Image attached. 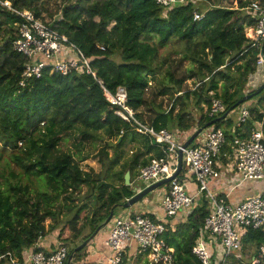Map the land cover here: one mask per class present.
I'll list each match as a JSON object with an SVG mask.
<instances>
[{"label":"trees","instance_id":"obj_1","mask_svg":"<svg viewBox=\"0 0 264 264\" xmlns=\"http://www.w3.org/2000/svg\"><path fill=\"white\" fill-rule=\"evenodd\" d=\"M1 1L10 8L0 5V264H10L8 255L22 261L26 250L45 252L36 244L51 233L57 235L51 247L73 242L75 249L115 205L133 196L132 187L124 185L125 173L133 184L141 167L162 156L147 137L114 115L90 76L45 72L20 86L24 61L11 47L14 32L25 22L20 14L29 12L67 37L88 59L102 86L110 92L125 87L135 118L156 130L176 128L192 134L213 120L214 130L225 122L222 151L230 153L232 140L246 137L264 116V88L253 94L264 77L255 87L249 80L256 68L264 67L257 65L264 58V42L250 48L245 37V29L254 23L247 13L253 0H237L236 9L223 6L222 0H196L167 11L154 0H53V9L49 0ZM194 13L202 19L194 21ZM184 63L188 67L183 68ZM187 80L199 86L185 89ZM151 82L161 93H153ZM210 91L224 107L215 118L207 117L202 107L209 105ZM158 96L173 102L166 109L163 101L156 103ZM245 96L250 98L235 107ZM244 104L249 117L241 128L228 116L218 120ZM193 112L198 114L195 121ZM85 148L95 152L99 171L82 169L80 163L89 159ZM184 173L181 169L178 179ZM208 216L209 203L202 198L186 225L181 224L177 264H199L191 249ZM47 220L51 224L46 229ZM178 233H165L167 246ZM242 245L243 251L258 252L264 246V230L248 229ZM86 250L70 251V264H89L84 263ZM233 258L228 264L237 263Z\"/></svg>","mask_w":264,"mask_h":264},{"label":"built area","instance_id":"obj_2","mask_svg":"<svg viewBox=\"0 0 264 264\" xmlns=\"http://www.w3.org/2000/svg\"><path fill=\"white\" fill-rule=\"evenodd\" d=\"M164 10H171L177 5L196 3V0H154ZM236 3V1H235ZM0 5L10 8V3L0 0ZM237 7V3L235 4ZM234 8V7H233ZM253 16V25L246 28L245 37L250 41V48H259L264 42V0H253L247 8ZM25 22L14 32L15 40L11 42L12 50L19 54L24 61V69L19 85L26 80L39 79L45 72L49 75L66 76L70 72L77 75L90 76L102 88L104 100L114 109V115L122 122L129 124L140 135L147 137L151 145L160 149L162 156L151 158L150 162L139 169L138 175L131 184L136 193L170 178L178 167V150L186 141H180L179 135L167 129L156 130L148 123H142L135 118L128 106L126 88L119 86L114 92L108 91L97 79L95 71L88 59L69 39L59 34L45 21L35 19L29 12L20 14ZM202 19V15L194 13L193 20ZM17 26V25H16ZM248 33L250 34L248 36ZM105 51V46H98ZM246 51L244 50L243 53ZM242 53V54H243ZM264 58H259L257 65H263ZM199 83L193 86L194 90ZM209 105L205 106V114L209 118L218 117L224 107L213 91L208 92ZM247 106L240 111V119L235 123L241 128L248 119ZM123 132H120L122 135ZM201 140L194 147L182 149L183 179L171 180L167 189L160 193L161 206L164 216L162 220H153L146 211L118 214L111 223L107 245L112 255L106 264H124V242H133L136 253L144 255L149 264H177L174 252L164 242L167 232L166 221L181 214L189 215L199 201L204 198L209 203V216L204 219L199 229V235L191 249V254L199 264H228L232 257H237L242 251V239L248 229L264 230V190L247 197L240 204L230 205L223 199L215 197L208 183L211 179H219L216 170L217 159L226 158L230 161L238 181L235 186L245 182H264V116L261 121L254 123L246 137H236L232 140L230 153L222 151L226 145L223 130L204 129L199 136ZM199 136L196 138L198 139ZM228 146V145H227ZM196 184L194 196L187 192L186 183ZM129 200V199H128ZM127 201V200H126ZM207 237V238H206ZM216 246L213 253L206 247ZM10 264H66L68 250L65 246H57L48 253L34 251L26 253L22 261L8 255ZM251 264H264V246L258 248L256 258Z\"/></svg>","mask_w":264,"mask_h":264},{"label":"crops","instance_id":"obj_3","mask_svg":"<svg viewBox=\"0 0 264 264\" xmlns=\"http://www.w3.org/2000/svg\"><path fill=\"white\" fill-rule=\"evenodd\" d=\"M263 79V76L259 78V81ZM189 81V80H187ZM186 81V82H187ZM152 85L156 87L155 90H152L153 93L159 94L161 93V89L158 85H156L155 82H151V89ZM252 85V84H251ZM255 85H252L254 87ZM184 91H182L179 94H176V99L177 97H180ZM169 96H158V101L156 102L159 104L160 101H163L164 99H168ZM173 100L169 101L166 103L164 101V108H168ZM168 106V107H167ZM203 107V112H205V105H202ZM178 108L174 111V114L177 112ZM167 111V110H166ZM241 111V110H240ZM240 111L238 110V118L240 117ZM195 112H193L192 116L194 115ZM239 120V119H238ZM238 120H233L234 124L238 122ZM236 125V124H235ZM171 133L178 134L180 137V141H185L187 138L191 135L188 131H180L177 130L176 128H172L168 130ZM140 135V134H139ZM216 170L220 173L221 177L219 179H211L208 183V187L211 191V193L217 197L223 199L226 203L230 205H237L240 204L242 201H244L245 198L250 197L255 195L258 192H261L264 190V182H245L241 186H235V183L238 181V177L234 171V169L231 166L230 161H228L226 158H221L217 159L216 161ZM99 171V168H98ZM97 172V171H96ZM186 188L187 192L190 195L195 194L196 191V184L193 182H187L186 183ZM160 193H162V190L159 192H154L150 195H148L143 201L139 202L136 206L130 208L127 210L126 214L130 213H135L139 211H146L151 215V218L153 220H162L164 216L163 208L161 206V197ZM125 211L119 212V214H124ZM85 214V213H84ZM115 214V213H114ZM188 216L185 214H181L177 216L176 218H173L171 220L166 221V228L167 232L169 233H174L177 230H179V233L175 235L176 241L173 242V245L168 246L173 252H175L176 249V243L181 240L182 238V232H181V224L186 225ZM49 221V225L45 226L46 229L50 226L51 222ZM46 223V222H45ZM111 229V223L102 228L97 235L92 239V241L89 242L87 245V250H86V256L84 258V263H89V264H106L107 259L112 255L111 249L107 245V239L109 237V232ZM166 232V233H167ZM210 243L209 240H206V247L209 253H213L215 244L212 243V245H209ZM57 244V235L56 233L54 234H48L46 237L40 239L38 243L36 244V247L39 249L45 251V252H50L51 250L55 249L54 247ZM122 248L125 252V259L128 261H134L137 257L136 253V245L133 242H124L122 245ZM245 251H249L247 255L242 256V253ZM256 252L257 250H252V249H246L238 254L237 257H234L233 259L237 262L236 264H246L243 259L245 258L246 260L249 261L248 264H251L252 260L256 258ZM26 253H29V250H26ZM258 253V252H257ZM232 260V259H231ZM142 263H139V262ZM148 262L145 261L143 257H139L138 255V264H147Z\"/></svg>","mask_w":264,"mask_h":264},{"label":"water","instance_id":"obj_4","mask_svg":"<svg viewBox=\"0 0 264 264\" xmlns=\"http://www.w3.org/2000/svg\"><path fill=\"white\" fill-rule=\"evenodd\" d=\"M264 88V83L258 88L255 90V92L253 93L254 95L258 94L262 89ZM250 98V96H245L242 98V100L238 101V103L235 104V107L242 104V102L245 100V99H248ZM234 107V108H235ZM229 111H227L224 115H222L218 120H223L227 115H228ZM215 123V120L209 122V123H206L203 127L197 129L194 133H192L188 138L187 140L182 144L181 146V150H178V167H177V170L176 172L170 177V178H167V179H164L158 183H155L153 185H151L150 187H147L146 189L140 191L139 193H136L135 195H133L129 200H127L125 203H123L122 205H115L107 219L97 227V229L95 230V232L89 237L87 238L85 241H83L80 246H78L75 250H74V253L79 251V250H82L84 247H86L90 241H92V239L97 235V233L104 227H106L109 222L112 220L113 216H114V213L116 211V209H126L129 210L130 208L136 206L139 202L143 201V199H145L148 195L154 193L155 191H157L159 188L161 187H164L165 185H167L171 180L175 179L176 177H178L181 169H182V149H185L186 147H188L189 145H191V143L199 136V134L204 130V129H207L209 127H211L213 124ZM123 180H124V185L125 186H131V183H130V173L129 172H126L124 177H123ZM133 193H135L136 191V188H133L132 189ZM71 260H72V255H70L68 257V260H67V264H70L71 263Z\"/></svg>","mask_w":264,"mask_h":264},{"label":"rangeland","instance_id":"obj_5","mask_svg":"<svg viewBox=\"0 0 264 264\" xmlns=\"http://www.w3.org/2000/svg\"><path fill=\"white\" fill-rule=\"evenodd\" d=\"M211 1H213V0H211ZM235 1H236V3H237V0H233V2L231 3V0H222V5L223 6H226L227 8H229V7H231V6H233L234 8H231V9H236L237 7H236V3H235ZM49 4H48V7H49V9H53L54 7H53V0H49V2H48ZM248 13V15H249V17H250V19L251 20H253V16H252V14L250 13V12H247ZM43 20H46V21H48V17H46V18H44ZM245 34H246V31H245ZM250 34L248 33V36H249ZM186 67H188V64L187 63H184V65H183V68H186ZM264 68V67H263ZM263 68H260V69H257L256 68V73L254 74V75H252V76H250L249 77V80H250V78H251V84L252 85H255V86H257L258 84H259V78L261 77V75H263L264 73H263V71H261ZM263 77H264V75H263ZM156 83V82H155ZM192 84H193V82L192 81H187L186 83H185V89H190V90H192L191 88L193 87L192 86ZM156 85H158L157 83H156ZM254 86V87H255ZM152 90H155L156 89V87L154 86V85H152ZM158 101V99L156 100V102ZM164 101H166V103L165 104H167L168 103V99H164L163 100V105H164ZM243 106H246L245 104L243 105ZM243 106H240L239 108H237L236 110H234L232 113H228V119L227 120H238V119H240V117L238 118V110L240 111L241 110V108L243 107ZM232 109H230V111H231ZM229 111V112H230ZM197 113H194V115H193V117H194V121L195 120H197V118H198V114L196 115ZM197 116V117H196ZM225 122H222L220 125H221V129H223V127L225 126ZM209 128H211V127H209ZM201 135L199 136V138L198 139H196L195 141H194V143H191V145H190V147H194L195 145H197L198 143H199V141L201 140ZM154 146V145H153ZM156 147V146H155ZM62 148H65V146L64 145H62ZM159 149V148H158ZM160 150V149H159ZM84 153H89V159L87 160V161H85V162H82V163H80V165H81V167H82V169L83 170H88V168H92V169H94L95 171H98V168H99V166H98V164H97V162H96V160L93 158V156L95 155V152L94 151H88L86 148L84 149ZM127 153V156H129L130 155V153L129 152H126ZM152 158H158V157H152ZM12 169H13V171H15V172H18V168H16L15 166H13L12 165ZM116 171H119V167H116V169H115ZM138 175V174H137ZM136 175V176H137ZM136 176H134L133 177V180H134V178L136 177ZM135 185H136V183L135 182H133ZM167 189V185H165L164 187H161V188H159L156 192H159L160 190H163V191H165ZM122 211V209H117L116 211H115V214H114V216H117L118 214H119V212H121ZM113 216V217H114ZM49 221H46V223H45V226H48L49 224ZM48 224V225H47ZM89 231L86 229L84 232H83V235H86L87 233H88ZM207 238V237H206ZM66 248H67V250H68V252H69V255L72 253V251L73 250H75L74 249V243L72 242V243H68V244H66V245H64ZM78 246H80V245H78ZM248 250V249H247ZM250 250V249H249ZM70 251H71V253H70ZM248 252L249 251H245V252H243L242 253V256H245V255H247L248 254ZM138 255H139V257H143L144 259H145V261H147L146 260V258L144 257V255H141V254H137V257H135L136 259L134 260V261H130V259L127 261H125L124 262V264H138ZM69 257V256H68ZM243 261L246 263V264H248L249 263V261L248 260H246L245 258L243 259ZM148 262V261H147ZM139 263H142L141 261L139 262ZM67 264V263H66Z\"/></svg>","mask_w":264,"mask_h":264},{"label":"clouds","instance_id":"obj_6","mask_svg":"<svg viewBox=\"0 0 264 264\" xmlns=\"http://www.w3.org/2000/svg\"><path fill=\"white\" fill-rule=\"evenodd\" d=\"M231 7H233V6H231ZM202 17H203V15H202ZM246 30V29H245Z\"/></svg>","mask_w":264,"mask_h":264}]
</instances>
